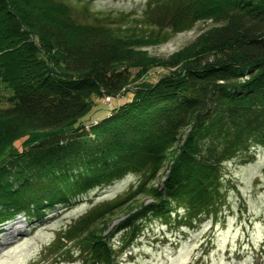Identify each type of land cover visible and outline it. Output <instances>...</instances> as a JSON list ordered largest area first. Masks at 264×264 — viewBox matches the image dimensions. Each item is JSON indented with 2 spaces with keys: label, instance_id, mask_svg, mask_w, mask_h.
<instances>
[{
  "label": "trees",
  "instance_id": "16d2710c",
  "mask_svg": "<svg viewBox=\"0 0 264 264\" xmlns=\"http://www.w3.org/2000/svg\"><path fill=\"white\" fill-rule=\"evenodd\" d=\"M198 23L175 53L145 50ZM154 69L156 81L141 80ZM128 92L108 115L77 126L92 97ZM256 146L264 147V0H149L140 15L99 14L74 0H0V225L67 209L134 174L137 187L57 238L59 252L82 242L86 264H116L101 234L118 210L144 196L152 203L134 221L167 222L182 210L192 224L216 212L223 165ZM135 224L122 248L137 238Z\"/></svg>",
  "mask_w": 264,
  "mask_h": 264
},
{
  "label": "rangeland",
  "instance_id": "374dc122",
  "mask_svg": "<svg viewBox=\"0 0 264 264\" xmlns=\"http://www.w3.org/2000/svg\"><path fill=\"white\" fill-rule=\"evenodd\" d=\"M148 1L74 0L75 4L87 3L92 12L99 14L133 12L136 15H140ZM204 26V23H198L192 31L178 34L164 45L145 50L153 57L165 58L192 41ZM161 73L159 69L149 70L141 80L153 83ZM131 74L133 76L135 71L132 70ZM125 97L111 101L92 97L90 112L77 126L94 124L131 98V93L128 92ZM24 141L16 142L15 149L21 150ZM222 173L216 212L210 210L193 224L180 220L182 210L171 215L167 222L152 217L141 222L134 221L142 211L139 206L152 203L150 198L144 196L118 210L101 234L108 238L114 250L111 257H114L116 264H264V147L256 146L249 153L229 160L223 165ZM166 175V168L160 170L153 187H161ZM137 179L136 175L129 174L106 189L91 191L67 209L46 210L48 215L40 219H29L20 214L0 229L3 230L0 232V264H86L85 257H89V252L82 242L69 243L68 248L64 249L65 253L63 250L59 252L57 238L92 209L112 203L123 197L131 187H137ZM16 223L20 230L5 244L3 234ZM133 224L139 226L137 238H132L130 245L122 248L128 241L123 243L125 233L133 229ZM59 241L63 242L62 239ZM54 243L57 247L49 251ZM61 252L65 258L57 259V253ZM87 261L92 263L90 259Z\"/></svg>",
  "mask_w": 264,
  "mask_h": 264
},
{
  "label": "bare ground",
  "instance_id": "6f19581e",
  "mask_svg": "<svg viewBox=\"0 0 264 264\" xmlns=\"http://www.w3.org/2000/svg\"><path fill=\"white\" fill-rule=\"evenodd\" d=\"M20 226L16 223L14 227H10L9 226V230L3 234V240L4 241H8L10 239V237H12L14 235V233H16L17 231L20 230ZM6 244V243H5Z\"/></svg>",
  "mask_w": 264,
  "mask_h": 264
},
{
  "label": "built area",
  "instance_id": "2783aa9c",
  "mask_svg": "<svg viewBox=\"0 0 264 264\" xmlns=\"http://www.w3.org/2000/svg\"><path fill=\"white\" fill-rule=\"evenodd\" d=\"M108 101V99H106Z\"/></svg>",
  "mask_w": 264,
  "mask_h": 264
}]
</instances>
